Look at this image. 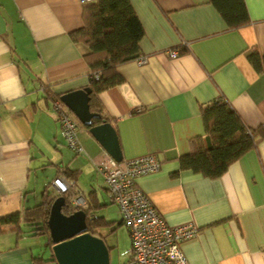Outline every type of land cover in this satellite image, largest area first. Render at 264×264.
<instances>
[{
	"label": "crops",
	"instance_id": "obj_1",
	"mask_svg": "<svg viewBox=\"0 0 264 264\" xmlns=\"http://www.w3.org/2000/svg\"><path fill=\"white\" fill-rule=\"evenodd\" d=\"M243 1L248 22L228 28L209 0H130L143 28L139 55L117 65L121 82L97 93L122 158L153 153L160 161L136 178L138 187L167 224L199 228L180 244L189 264H264V138L217 177L179 165L204 136L200 108L213 99H226L249 128L264 125V65L249 60L253 50L264 56V0ZM82 5L0 0V217L19 214V232L7 224L0 233V264H56L50 236L34 233L27 214L61 193L57 177L83 196L81 207L92 200L94 215L123 224L96 169L106 151L81 123L82 152L70 149L52 106L54 96L89 82L90 49L71 36L83 26ZM108 203L118 222L98 214ZM110 228L96 232L108 248ZM129 245L121 264H131Z\"/></svg>",
	"mask_w": 264,
	"mask_h": 264
},
{
	"label": "trees",
	"instance_id": "obj_2",
	"mask_svg": "<svg viewBox=\"0 0 264 264\" xmlns=\"http://www.w3.org/2000/svg\"><path fill=\"white\" fill-rule=\"evenodd\" d=\"M209 1L221 14L228 28H236L248 22L243 0ZM82 17L83 26L71 32V36L76 41H83L90 49L85 56L89 66L87 86L91 90L89 108L100 114L99 118L92 119V125H95L107 120L102 114L103 108L97 93L122 81L116 69L117 65L139 55V40L143 35V28L130 0L85 2L82 5ZM249 60L258 70L264 65V56L261 57L255 50L249 54ZM59 96L58 94L54 97ZM200 113L204 136L194 138L189 152L179 157L181 169H190L205 176L217 177L231 162L255 147L259 139L264 138V125L257 129L249 128L228 101L222 97L202 105ZM60 194L65 198V204L61 209L63 213L70 214L76 209H82L85 212L88 232L96 234L98 228L111 227L110 231L116 228V225L111 226L113 224L111 221L93 214L96 205L92 200L87 199L84 207L74 206L72 199L75 194L73 195L69 190ZM53 199L44 200L28 212L27 220L34 233L49 235L47 218ZM18 222V212L1 216L0 233L4 232V226L7 224H13L14 230L19 232Z\"/></svg>",
	"mask_w": 264,
	"mask_h": 264
},
{
	"label": "built area",
	"instance_id": "obj_3",
	"mask_svg": "<svg viewBox=\"0 0 264 264\" xmlns=\"http://www.w3.org/2000/svg\"><path fill=\"white\" fill-rule=\"evenodd\" d=\"M82 3L92 0H80ZM170 57L177 51L169 50ZM145 62L144 58L138 59ZM60 132L67 146L74 152H82L77 139L79 121L70 109L59 99H52ZM160 161L153 153L142 154L132 158L113 159L108 153L96 162V169L105 180L112 202L117 206L120 219L128 231L130 245L128 248L131 264H189L180 244L194 237L199 228L188 221L177 225L167 224L160 216L149 197L138 187L135 180L139 176L155 172ZM52 185L59 191H68L69 182L63 177L53 179ZM75 206L84 203L83 196H74Z\"/></svg>",
	"mask_w": 264,
	"mask_h": 264
},
{
	"label": "water",
	"instance_id": "obj_4",
	"mask_svg": "<svg viewBox=\"0 0 264 264\" xmlns=\"http://www.w3.org/2000/svg\"><path fill=\"white\" fill-rule=\"evenodd\" d=\"M88 86L61 93L59 99L70 109L82 125L88 126L92 136L106 153L116 161L122 159L116 131L110 121L92 125L98 112L89 108ZM65 198L59 194L50 204L47 226L51 240L52 255L56 264H109V248L104 239L87 231L86 215L82 209L70 214L62 212Z\"/></svg>",
	"mask_w": 264,
	"mask_h": 264
},
{
	"label": "rangeland",
	"instance_id": "obj_5",
	"mask_svg": "<svg viewBox=\"0 0 264 264\" xmlns=\"http://www.w3.org/2000/svg\"><path fill=\"white\" fill-rule=\"evenodd\" d=\"M77 195H79V193ZM100 198L105 199L108 202L110 201L109 196L106 195L104 192L101 193ZM114 210L115 207L112 205V203H108L106 207H102L98 209V214H102V212L106 214H112L109 215V217L112 218L114 214ZM113 218H117L118 219L117 222L119 221L118 215H114ZM106 238L108 245L111 247L109 248V257H110L109 264H119V263L121 264L122 263L121 255L123 252L121 246L125 242V239L129 238L125 225L124 224L117 225L116 223L115 231L109 234V236H107Z\"/></svg>",
	"mask_w": 264,
	"mask_h": 264
},
{
	"label": "clouds",
	"instance_id": "obj_6",
	"mask_svg": "<svg viewBox=\"0 0 264 264\" xmlns=\"http://www.w3.org/2000/svg\"><path fill=\"white\" fill-rule=\"evenodd\" d=\"M75 116V115H74ZM80 123V122H79ZM73 200V199H72ZM73 203V202H72ZM74 205V204H73ZM75 206V205H74ZM80 206V205H79Z\"/></svg>",
	"mask_w": 264,
	"mask_h": 264
}]
</instances>
